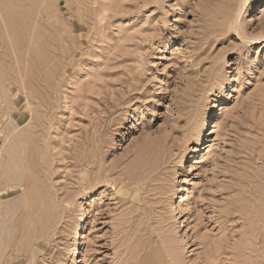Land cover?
<instances>
[{
    "label": "rangeland",
    "instance_id": "obj_1",
    "mask_svg": "<svg viewBox=\"0 0 264 264\" xmlns=\"http://www.w3.org/2000/svg\"><path fill=\"white\" fill-rule=\"evenodd\" d=\"M0 264H264V0H0Z\"/></svg>",
    "mask_w": 264,
    "mask_h": 264
},
{
    "label": "bare ground",
    "instance_id": "obj_2",
    "mask_svg": "<svg viewBox=\"0 0 264 264\" xmlns=\"http://www.w3.org/2000/svg\"><path fill=\"white\" fill-rule=\"evenodd\" d=\"M40 199V198H39Z\"/></svg>",
    "mask_w": 264,
    "mask_h": 264
}]
</instances>
